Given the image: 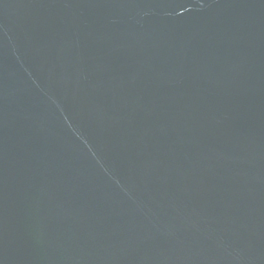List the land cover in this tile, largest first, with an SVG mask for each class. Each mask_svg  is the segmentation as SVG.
Instances as JSON below:
<instances>
[{"label": "water", "instance_id": "1", "mask_svg": "<svg viewBox=\"0 0 264 264\" xmlns=\"http://www.w3.org/2000/svg\"><path fill=\"white\" fill-rule=\"evenodd\" d=\"M0 264H264V0H0Z\"/></svg>", "mask_w": 264, "mask_h": 264}]
</instances>
